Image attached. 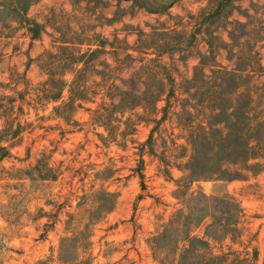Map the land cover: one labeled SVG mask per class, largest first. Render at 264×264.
<instances>
[{"label":"rangeland","instance_id":"obj_1","mask_svg":"<svg viewBox=\"0 0 264 264\" xmlns=\"http://www.w3.org/2000/svg\"><path fill=\"white\" fill-rule=\"evenodd\" d=\"M213 70L241 179L189 176ZM0 264H264V0H0Z\"/></svg>","mask_w":264,"mask_h":264},{"label":"trees","instance_id":"obj_2","mask_svg":"<svg viewBox=\"0 0 264 264\" xmlns=\"http://www.w3.org/2000/svg\"><path fill=\"white\" fill-rule=\"evenodd\" d=\"M212 72L215 73L213 87L207 100L214 108L206 125H198L192 135V154L187 163L189 176L196 180L241 179L245 171L253 172L252 167L258 165L250 164L256 158L248 141L251 129L247 126L252 96L246 90L227 92L239 78L236 70ZM159 99V96L154 97L155 101ZM194 241L195 238L191 240Z\"/></svg>","mask_w":264,"mask_h":264}]
</instances>
